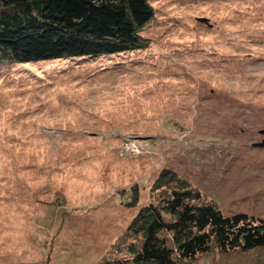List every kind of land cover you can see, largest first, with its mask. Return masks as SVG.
<instances>
[{
  "label": "rangeland",
  "instance_id": "rangeland-1",
  "mask_svg": "<svg viewBox=\"0 0 264 264\" xmlns=\"http://www.w3.org/2000/svg\"><path fill=\"white\" fill-rule=\"evenodd\" d=\"M150 2L143 49L0 64V264L129 257L166 169L264 218V0ZM180 264H264V247Z\"/></svg>",
  "mask_w": 264,
  "mask_h": 264
},
{
  "label": "trees",
  "instance_id": "trees-1",
  "mask_svg": "<svg viewBox=\"0 0 264 264\" xmlns=\"http://www.w3.org/2000/svg\"><path fill=\"white\" fill-rule=\"evenodd\" d=\"M154 15L150 0H0V64L143 49L141 32ZM161 186L158 203L141 207L127 227L129 257L103 264H180L204 253L264 247V218L226 214L167 169L154 188Z\"/></svg>",
  "mask_w": 264,
  "mask_h": 264
},
{
  "label": "water",
  "instance_id": "water-1",
  "mask_svg": "<svg viewBox=\"0 0 264 264\" xmlns=\"http://www.w3.org/2000/svg\"><path fill=\"white\" fill-rule=\"evenodd\" d=\"M260 133L264 134V129L260 130ZM256 145L264 146V140L259 143H256Z\"/></svg>",
  "mask_w": 264,
  "mask_h": 264
}]
</instances>
